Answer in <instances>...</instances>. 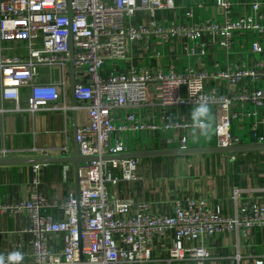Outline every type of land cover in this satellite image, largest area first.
I'll return each instance as SVG.
<instances>
[{
    "label": "built area",
    "instance_id": "1",
    "mask_svg": "<svg viewBox=\"0 0 264 264\" xmlns=\"http://www.w3.org/2000/svg\"><path fill=\"white\" fill-rule=\"evenodd\" d=\"M214 3L221 9L220 20L184 26L162 25L155 16L157 11L173 7V0H0V41L16 39L26 47L25 55L0 57V96L18 103L19 87L27 84L26 109L30 113L44 107L67 109L58 103L69 87L70 38L74 97L87 113V121L75 132L81 155L125 152L128 147L121 135L130 132L176 131L177 135L159 141L165 147H186L190 119L173 113L172 108L194 106L203 98L208 99L215 119L210 134L214 145L264 143V132L257 130L264 126V85H255L264 80V0ZM243 6L248 11L237 14L236 7ZM139 13L147 15L146 22L134 20ZM239 32L254 36L249 40L253 60L248 64L227 63L225 69L213 72L191 65L167 71L131 64L110 69L106 65L125 60L130 44L148 37L162 42L176 37L192 41L186 53L204 56L209 34L227 53ZM42 67L57 68L58 80L40 82L37 77ZM217 78L224 79L232 90L208 86V80ZM246 104L252 108H245ZM147 106L156 111L151 110L144 120L138 118L135 111ZM123 108L128 111L120 118L118 111ZM242 116L252 121L250 139L231 133L228 138L232 121ZM137 164V158L80 164L78 201L71 195L60 203L47 201L35 177L28 198L0 205V212L24 213L28 218V224L19 229L31 238L29 260L22 264H150L154 239L169 231L168 261L194 259L200 263L209 253L203 245L193 243L203 238L228 232L246 239L254 228L264 235V204L254 201L240 202L234 213L223 215L218 206L185 195L174 202L173 213L166 215L152 212L145 201L113 198L109 186L137 180ZM239 196L235 189L233 198ZM46 208L56 209L60 216L53 217ZM200 252L204 255H197ZM240 259L236 252L230 262L237 264ZM254 264L263 262L256 259Z\"/></svg>",
    "mask_w": 264,
    "mask_h": 264
},
{
    "label": "crops",
    "instance_id": "2",
    "mask_svg": "<svg viewBox=\"0 0 264 264\" xmlns=\"http://www.w3.org/2000/svg\"><path fill=\"white\" fill-rule=\"evenodd\" d=\"M174 6L157 11L155 16L162 25L190 26L206 19H221V9L214 0H173ZM236 13H245L247 7H236ZM135 21L146 22L147 15L139 13ZM253 35L239 32L234 37V44L226 51L214 43L211 35L205 39L210 45L204 56L186 53V46L192 41L180 37L162 42L155 37H148L130 44V51L125 60L106 63L108 68H125L128 64L136 68H148L152 71H167L170 67L182 70L192 66L197 70L213 72L223 70L227 63H249L253 55L249 50V40ZM254 37V36H253ZM25 43L16 39L0 41V57L25 55ZM264 57V55H262ZM37 79L49 82L53 79L51 70L39 69ZM208 86L225 92L232 90L224 79H210ZM255 84V83H254ZM264 85V80L256 82ZM30 86L19 87V101L3 99L0 96V156L7 157H49L48 162L31 169L30 164L0 165V205L15 203L29 197L32 180L37 177L40 190L46 200L60 203L70 195L76 198V180L72 159L76 147L75 132L87 121V113L81 107L82 102L73 99L69 87L65 89L59 105L67 109L52 110L47 107L33 113L27 111ZM18 105V109L16 106ZM76 106V107H75ZM193 106L180 105L172 108L173 113L190 119ZM245 108H252L246 104ZM156 111L147 106L137 109L138 118L144 120L147 114ZM128 109L118 111V116ZM158 118L156 117L155 120ZM215 121V119H214ZM213 121V122H214ZM251 119L242 116L232 121L231 135L247 141L253 129ZM264 132V126L257 129ZM176 131H163L159 134L150 132L124 133L122 140L128 150H142L165 147L159 139L164 136L177 135ZM186 147L212 145L211 135L193 139L190 131ZM62 159H66L62 161ZM264 152L239 153L234 159L228 154H204L187 157L140 158L136 168L137 180L120 181L110 185L113 198L132 199L134 202L145 201L150 210L158 214L171 215L174 202L182 197L201 198L210 206H218L223 215L235 212L240 202H257L264 204ZM239 189L240 196L235 200L233 192ZM135 210V209H134ZM45 211L57 218L59 212L54 208ZM28 224L24 213L0 212V253L7 254L13 250L24 253V261L29 260L30 236L20 233L19 229ZM59 246V238L54 237ZM237 238V239H236ZM20 243L21 246L14 245ZM193 244L203 245L209 256L200 263L194 259L169 260L168 249L171 245L170 231L164 237H156L153 242V256L150 264H232V256L238 252L241 259L237 264H254L261 259L264 264V235L260 228H254L248 238L236 237L233 233L215 234ZM237 245V246H236Z\"/></svg>",
    "mask_w": 264,
    "mask_h": 264
},
{
    "label": "water",
    "instance_id": "3",
    "mask_svg": "<svg viewBox=\"0 0 264 264\" xmlns=\"http://www.w3.org/2000/svg\"><path fill=\"white\" fill-rule=\"evenodd\" d=\"M69 52H70V61H69V73H70V90L74 97V90L76 86V80L74 77V66H73V48L71 39L69 38ZM48 69L46 67L40 68ZM49 70V69H48ZM53 74V79L58 80L59 72L58 69L51 70ZM228 138H230V132L228 133ZM256 153V152H264V143H248V144H232L230 141L226 146H216V145H209V146H199V147H158V148H151V149H142V150H130L125 152L119 153H111V154H103V155H88L84 156L81 155L78 151V147L76 144L74 154L72 159L66 160L62 159V161H70L74 167L75 173V180H76V200L79 199V167L80 164L87 162V161H95V160H113V159H125V158H170V157H187V156H194V155H204V154H228L231 156L232 154H239V153ZM49 157H7V156H0V165H8V164H30L31 169H34L35 165L48 162ZM78 210V225H80L79 221V205L77 204Z\"/></svg>",
    "mask_w": 264,
    "mask_h": 264
},
{
    "label": "clouds",
    "instance_id": "4",
    "mask_svg": "<svg viewBox=\"0 0 264 264\" xmlns=\"http://www.w3.org/2000/svg\"><path fill=\"white\" fill-rule=\"evenodd\" d=\"M214 116L212 108L207 98L199 100L190 112V135L193 139L208 137L212 132ZM166 127H170L167 125ZM197 255L203 256L200 252ZM24 253L19 250H13L7 254H0V264H22Z\"/></svg>",
    "mask_w": 264,
    "mask_h": 264
},
{
    "label": "rangeland",
    "instance_id": "5",
    "mask_svg": "<svg viewBox=\"0 0 264 264\" xmlns=\"http://www.w3.org/2000/svg\"><path fill=\"white\" fill-rule=\"evenodd\" d=\"M110 63H111V61H110ZM211 143H212V145H214V144H215V142H214V141H212ZM261 166H264V164L262 163V164H261Z\"/></svg>",
    "mask_w": 264,
    "mask_h": 264
}]
</instances>
